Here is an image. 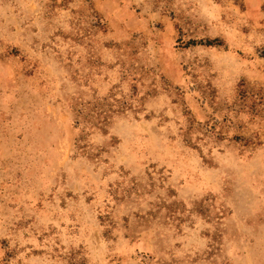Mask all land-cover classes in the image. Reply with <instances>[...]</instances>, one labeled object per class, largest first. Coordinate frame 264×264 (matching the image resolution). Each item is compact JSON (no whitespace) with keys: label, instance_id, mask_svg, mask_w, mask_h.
<instances>
[{"label":"rangeland","instance_id":"1","mask_svg":"<svg viewBox=\"0 0 264 264\" xmlns=\"http://www.w3.org/2000/svg\"><path fill=\"white\" fill-rule=\"evenodd\" d=\"M0 264H264V0H0Z\"/></svg>","mask_w":264,"mask_h":264},{"label":"trees","instance_id":"2","mask_svg":"<svg viewBox=\"0 0 264 264\" xmlns=\"http://www.w3.org/2000/svg\"><path fill=\"white\" fill-rule=\"evenodd\" d=\"M196 44H197V43L193 40V41L188 42L187 45H196ZM198 44H202V43L200 42V43H198ZM213 44L221 45L220 42H219L218 40L208 41V42H206L205 45L212 46ZM246 94H247L246 91H241V95H240V96H241L242 98L246 99V98H247V95H246Z\"/></svg>","mask_w":264,"mask_h":264}]
</instances>
